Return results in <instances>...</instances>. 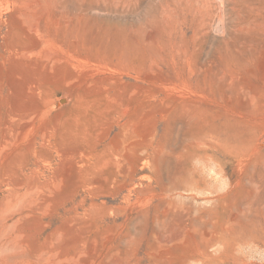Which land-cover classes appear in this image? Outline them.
I'll return each instance as SVG.
<instances>
[{"label":"rangeland","instance_id":"rangeland-1","mask_svg":"<svg viewBox=\"0 0 264 264\" xmlns=\"http://www.w3.org/2000/svg\"><path fill=\"white\" fill-rule=\"evenodd\" d=\"M263 180L264 0H0V264H264Z\"/></svg>","mask_w":264,"mask_h":264},{"label":"bare ground","instance_id":"bare-ground-1","mask_svg":"<svg viewBox=\"0 0 264 264\" xmlns=\"http://www.w3.org/2000/svg\"><path fill=\"white\" fill-rule=\"evenodd\" d=\"M58 22H59V21H58ZM58 22H57V23H58ZM63 23H65V22H63ZM68 23H69V21H68ZM54 24H55V23H54ZM57 25H58V24H57ZM57 25H56V28H57ZM58 26H59V25H58ZM60 26H61V25H60ZM63 26H64V25H63ZM67 26H68V24H67ZM69 26H71V24H70ZM72 27H73V26H72ZM43 28H44V27H43ZM44 29H45V28H44ZM60 29H61V28H60ZM60 29H57V30H60ZM71 29H72V28H71ZM41 30H42V29H41ZM62 30H63V29H62ZM65 31H66V30H65ZM43 33H45V32H43ZM43 33H42V34H43ZM74 33H75V32H74ZM79 33H80V32H79ZM67 34H68V33H67ZM44 35H45V34H44ZM51 35H53V33H52ZM60 35H62V34H60ZM62 36H63V35H62ZM62 36H61V37H62ZM71 36H72V35H71ZM81 37H83V35H81ZM81 37H80V38H81ZM62 38H63V37H62ZM72 38H74V37H72ZM80 38H77V39H80ZM133 38H134V37H133ZM133 38H132V39H133ZM77 39H76V40H77ZM68 40H69V39H68ZM88 40H89V39H88ZM108 40H109V39H108ZM133 40H134V39H133ZM135 40H136V39H135ZM72 41H73V40H72ZM74 41H75V40H74ZM137 42H138V41H137ZM66 43H67V42H66ZM69 43H71V41H70ZM80 43H81V42H80ZM134 43H135V41H134ZM61 44L65 45L63 42H62ZM82 44H83V43H82ZM76 45H78V44H76ZM88 45H90V44H88ZM134 45H135V44H134ZM91 46H92V45H91ZM131 46H132V45H131ZM74 47H75V45H74ZM129 47H130V46H129ZM135 47H136V46H135ZM75 48H76V47H75ZM143 48H144V47H143ZM92 49H93V48H92ZM94 50H95V49H94ZM130 50H131V48H130ZM121 51H122V50H121ZM83 52H84V51H83ZM125 52H126V50H125ZM143 52H144V51H143ZM97 53H98V52H97ZM129 53H130V52H129ZM125 54H126V53H125ZM122 55H123V54H122ZM136 55H137V54H136ZM136 55H135V56H136ZM143 55H145V54H143ZM143 55H141V56H143ZM124 57H125V56H124ZM140 58H141V57H140ZM141 59H142V58H141ZM141 59H138V60H141ZM133 61H134V60H133ZM107 68H108V67H107ZM136 69H137V68H136ZM115 79H116V78H115ZM111 82H112V81H111ZM139 83H140V82H139ZM59 103H60V104H64V103H66V99L64 100V97H63V100L60 99ZM199 144H200V143H199ZM207 144H208V143H207ZM219 144H220V143H219ZM127 145H128V144H127ZM201 145L203 146V144H201ZM201 145H200V146H201ZM212 146H213V144H212ZM199 148H200V147H199ZM122 149H124V148H122ZM122 149H121V150H122ZM128 151H129V150H128ZM123 152H124V151H123ZM125 152H126V151H125ZM118 153H119V152H118ZM121 153H122V152H121ZM121 155H122V154H121ZM209 156H210V155H209ZM122 157H123V156H122ZM123 158H125V157H123ZM118 160H119V159H118ZM121 161H122V160H121ZM123 166H124V165H123ZM123 166H122V167H123ZM125 166H126V165H125ZM125 168H126V167H125ZM122 170H124V169H122ZM125 171H126V170H125ZM119 172H120V171H119ZM122 172H123V171H122ZM128 172H129V170H128ZM131 172H132V170H131ZM125 173H126V172H125ZM123 175H124V174H123ZM127 175H128V174H127ZM125 176H126V174H125ZM125 176H124V177H125ZM121 177H122V176H121ZM126 178H127V177H126ZM260 179H261V178H260ZM263 182H264V180H263ZM165 210H166V209H165ZM252 219H253V218H252ZM263 223H264V222H263ZM248 227H249V226H248ZM248 229H249V228H248ZM250 229L253 230L254 228H253V229L250 228ZM257 229H258V228H257ZM260 230H262V229H260ZM253 232H255V231L253 230ZM262 232H264V231L262 230ZM212 233H213V232H212ZM212 233H211V234H212ZM229 233H230V232H229ZM201 234H202V232H201ZM219 234H220V233H219ZM206 235H207V234H206ZM230 235H231V234H230ZM252 235H253V234H252ZM254 235H255V234H254ZM218 236H219V235H218ZM256 236H257V235H256ZM183 237H184V235L182 236V238H183ZM210 237H211V236H210ZM210 237H209V238H210ZM224 238H225V236H224ZM207 239H208V238H207ZM212 239H213V238H212ZM208 240H209V239H208ZM177 241H178V239H177ZM180 241H181V240H180ZM254 241H255V240H254ZM257 241H258V240H257ZM257 241H256V242H257ZM175 242H176V241H175ZM178 242H179V241H178ZM184 242H185V241H184ZM196 242H197V241H196ZM199 242H200V241H199ZM210 242H211V241H210ZM212 242H215V241L213 240ZM258 242H259V241H258ZM218 243H220V242H218ZM200 244H201V243H200ZM204 244H206V243H204ZM255 244H256V243H255ZM210 245H211V244H210ZM214 245H215V244H214ZM256 245H257V244H256ZM258 246H259V245H258ZM211 247H212V246H211ZM208 248H209V247H208ZM183 249H185V247H183ZM191 249H192V248H191ZM221 249H222V248H221ZM192 250H194V249H192ZM206 250H207V248H206ZM231 250H232V249H231ZM189 251H191V250H189ZM198 251H199V250H198ZM205 252H206V251H205ZM198 253H199V252H198ZM23 255H24V254H23ZM188 255H189V254H188ZM194 255H195V254H194ZM24 256H25V255H24ZM206 256H208V255L206 254ZM191 258H193V256H192ZM198 258H199V257H197V259H198ZM203 258H204V256H203ZM204 259H205V258H204ZM31 260H32V259H31ZM193 260H194V259H193ZM195 260H196V258H195ZM212 260H213V259H212ZM234 260H235V259H234ZM199 261H200V260H199ZM215 261H216V260H215ZM32 262H33V261H32ZM208 262H209V261H208ZM212 263H213V262H212ZM217 263H218V262H216V264H217ZM27 264H28V263H27ZM30 264H31V263H30ZM210 264H211V263H210Z\"/></svg>","mask_w":264,"mask_h":264}]
</instances>
